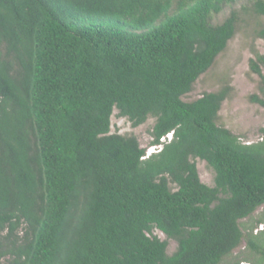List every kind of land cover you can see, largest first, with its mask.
Wrapping results in <instances>:
<instances>
[{
    "label": "trees",
    "instance_id": "16d2710c",
    "mask_svg": "<svg viewBox=\"0 0 264 264\" xmlns=\"http://www.w3.org/2000/svg\"><path fill=\"white\" fill-rule=\"evenodd\" d=\"M240 1L0 0V264H264V128L218 125L230 87L183 100ZM115 110L155 119L156 152L112 133Z\"/></svg>",
    "mask_w": 264,
    "mask_h": 264
},
{
    "label": "rangeland",
    "instance_id": "374dc122",
    "mask_svg": "<svg viewBox=\"0 0 264 264\" xmlns=\"http://www.w3.org/2000/svg\"><path fill=\"white\" fill-rule=\"evenodd\" d=\"M251 2L241 0L233 8L225 9L215 18L214 24H221L233 9L241 14L234 38L217 57L213 67L199 78L193 91L183 98L184 101L191 102L205 93L218 92L223 87H230V96L222 104L218 125L229 129L246 143L258 141L264 128V108L252 100L254 96L264 99V85L260 76L250 67V62L257 60L258 54L264 56V38L260 35L264 31V16L254 14L250 9ZM261 69L264 75V66H261ZM154 124L155 119L150 118L146 124L134 128L128 119L119 117L118 111L115 110L112 117V133L135 136L148 153H154L156 148L150 147ZM197 167L202 182L212 186L213 170L199 160ZM263 213L264 206L257 211L256 216ZM261 229L263 228L260 226L258 230ZM156 235L162 240L166 239L161 232L156 231ZM244 246L245 244L235 252V256H240L244 252ZM176 249L177 243L169 241L168 252L171 254Z\"/></svg>",
    "mask_w": 264,
    "mask_h": 264
}]
</instances>
